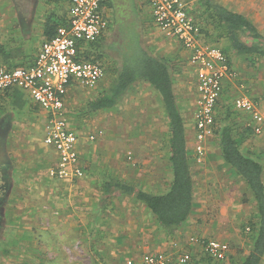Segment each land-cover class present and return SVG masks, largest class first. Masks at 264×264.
Wrapping results in <instances>:
<instances>
[{
  "label": "crops",
  "instance_id": "0c3cea01",
  "mask_svg": "<svg viewBox=\"0 0 264 264\" xmlns=\"http://www.w3.org/2000/svg\"><path fill=\"white\" fill-rule=\"evenodd\" d=\"M248 1L251 0H235V3L232 4L228 0H224L221 4L233 12L246 16L255 24L259 32L264 35V26L260 24L256 15L250 12L249 6L246 5ZM105 8L107 16H110L109 20L111 17L120 18L118 12L109 9L107 5H105ZM68 10L66 15L68 14ZM36 12L37 5L27 15L21 14L19 16L16 10V22L14 24L20 25L18 32L20 29L27 30L33 26L34 19L36 18L35 15H37ZM47 19L45 18L42 25L41 43L43 40L44 42L46 41L44 28ZM14 24L13 26H15ZM158 34L160 36L156 35L152 40L155 46L151 49V53L154 56L166 59L170 64L172 74L180 75L182 91L188 90V85L190 86V82L188 81L191 80L195 81V90L198 94L196 68L190 63L188 52L182 48L181 43L176 39L168 38L160 32ZM106 35L104 38H106ZM21 39L24 40V44H30L28 38L21 37ZM40 45H37L39 51ZM224 47L227 50L229 49L227 43ZM39 51H28L22 56L21 60L26 59V61H30L32 59L31 63L17 66L6 65L3 62H0V64L8 69L29 67L34 64ZM31 55H34V58ZM246 57L248 58L249 56ZM231 66L235 77L225 81L224 92L221 97L222 102L233 106L236 98L241 95H248L257 103L264 106V79L261 76L262 72L259 71L258 76L254 79L252 78L246 86L245 82L240 80L242 78H240L232 64ZM250 70V73H252L254 68L252 67ZM145 84L147 85V83ZM79 86L85 87L79 83H74L69 88L65 114L67 113L70 93L74 92L75 88L76 90L79 89ZM148 86L151 87L149 84ZM175 89L174 83L176 95ZM230 92L233 97L228 98ZM155 93L160 98L156 91ZM24 97L31 101V105L36 108L37 112L42 114L37 124L34 123L33 126H29L26 129V134L22 137L23 140L28 142L25 150L32 157L42 158L44 154L42 151H38L39 148L36 147V141L42 138L45 140L47 136L48 113L37 105L27 92L20 89L4 93L0 101V112L7 108L9 100L11 103L12 101L14 103L24 102ZM143 98L145 99L141 98L140 100L145 105L146 96H143ZM157 111L158 109L156 108L151 109V121L158 116ZM234 111H236L235 114L243 117V125L238 126V131H235L241 143L240 150L246 157L253 159L263 167L264 182V135H256L253 132V124L250 121L249 115L235 109ZM84 117H86L83 118L85 120L91 119V117L85 116V114ZM9 121L10 118H7L5 122ZM42 125L43 127H41ZM68 127L77 136L76 149L80 156L81 167L84 168L86 176L77 181H59L57 184L51 182L45 186L39 184L38 189L44 190L43 197L39 198L44 201L45 199L47 200L45 201V207L37 208L36 214L34 213L37 216L34 220H37L41 224L38 226V234L33 238L36 239L35 242L37 241V244L32 245L27 242L22 247V264H83L78 260L77 245L80 243L85 244L89 248V251L94 249L93 255L96 254L94 259H97V264H126L127 260L139 261L146 255L165 256L170 262L176 263L177 259L184 253L191 255L193 260L191 264H241L253 251V238L256 235L255 229L259 226L257 203L248 185L233 168L226 164L222 157L221 149L219 151L220 159L215 160V154H212V151L207 148L204 164H198L196 163V157L193 155L194 150L191 144L193 140L187 135L194 180V202L196 205L189 220L173 235H168L167 230L160 227L153 213L133 196L121 195L114 188L109 191L107 190L106 185L114 180L113 177L110 180L108 179V175L115 168L112 164V159L117 156V153L113 154V152H110L109 154V152L105 153L102 151L103 147L101 145L108 137L100 132L96 135L97 143H94L89 138L90 134H87L85 129L78 130L72 123H69ZM185 128L187 129L186 122ZM1 133L5 134V140H9L10 133ZM120 136L119 133V139L125 138L124 136ZM216 136L214 135L211 138H215ZM251 142L253 145H251ZM150 147H152V144ZM158 147L156 146L155 149L154 146L152 147L153 150L157 151V154L159 151ZM42 148L47 154V160L45 161L47 163L45 166L46 170L50 167H55L58 160L55 150L46 146L45 142L44 145L42 144ZM166 150V162L169 163L168 146ZM106 151L111 150L108 149ZM135 157L136 161L142 162L143 156L141 153L136 151ZM148 162L146 161L145 163ZM148 164L149 166L151 165V169L146 172L155 174L156 179L159 178V174L162 175V169L159 168L158 163L149 162ZM39 168L42 169L41 167ZM14 170H16V167H14ZM4 171L9 172V168H6ZM169 171L170 179L165 185L162 187L159 183L155 186V190H158L159 185L162 187L161 189L159 188V192H151L150 189L146 191L141 187L137 189L153 194L166 193L173 181L171 166ZM153 175L149 177H153ZM156 179L153 181H156ZM196 183L203 192L202 198L199 197V199L196 196ZM46 221L50 222L51 226L47 227L44 224ZM253 228H255V231ZM29 236L32 237L31 234ZM24 238H27V236ZM194 238L199 239V242H192ZM209 240H217L229 245L230 252L227 260L213 261L208 258L201 241ZM93 264L96 263L94 262ZM260 264H264V258Z\"/></svg>",
  "mask_w": 264,
  "mask_h": 264
},
{
  "label": "rangeland",
  "instance_id": "374dc122",
  "mask_svg": "<svg viewBox=\"0 0 264 264\" xmlns=\"http://www.w3.org/2000/svg\"><path fill=\"white\" fill-rule=\"evenodd\" d=\"M213 1L221 4L224 0ZM228 1L232 4L235 3V0ZM263 1L264 0H251L246 3V5L249 6L250 12L256 15L262 26H264ZM69 2L70 0H0V62L10 66L31 63L32 59L30 61L21 59L28 51H39L37 45L41 44L39 47L42 46L44 42L43 40L41 43L42 25L44 24L45 18L47 19L48 17L55 16V19L58 20V18L65 17ZM32 3H34L35 7L37 5V15H35L36 18L34 19L33 26L27 30L20 29L18 32L20 25L14 24V22H16V5L19 7L22 6V14L27 15L29 14L27 12V5H31ZM187 5L201 27L205 28V30L208 29L209 36H205L206 41L211 45L222 47L225 50L224 46L226 43L228 44V42L221 38V29L216 27L209 18L206 7L204 6V1L188 0ZM107 7L118 12L120 18L111 17L109 20L110 29L107 32L106 38H103L101 42L110 40L116 32L117 24H120L121 33H123V39L121 41L122 51H125L126 54L131 53L132 49L136 48L141 40L146 50L151 53V49L155 46L152 40L156 35L160 36V34H158L160 31L158 32L155 27L147 4L143 0H108ZM109 18L110 16H108V19ZM13 24L15 26H13ZM138 28H140V31ZM21 37L28 38L30 44H24V40L21 39ZM100 45L98 49L92 46L90 51L92 53L95 52L96 55H101L102 61L107 68V65H110L111 61H114V59L108 55L104 46L102 48ZM226 53L234 69L237 71L240 78H242L240 80L245 82L246 86L252 78L254 79L258 76L259 71L262 72L261 76L262 79H264V58H251L256 56H249L248 58L246 56L241 57L232 53L230 50L227 51V49ZM34 55H31V57L34 58ZM252 67L254 71L250 73ZM112 80V76L107 73L100 85L96 88H85L80 86L77 90L75 88L74 92L70 93V100L68 99V114H65L68 118L64 116L66 123L67 125L72 123L78 130L85 129L87 134H90L89 138L94 143H97L96 135L100 132L108 137L101 145L103 147L102 151L105 153L109 152V154L110 152H113V154L117 153V156L112 159V164L115 168L113 172L108 175L109 180L113 177L114 180L125 182L136 188L141 187L146 191L150 189L151 192H159L163 185L170 179V166L169 163L166 162V145L168 142L169 129L163 103L153 88L149 87L148 84L146 85L145 83L139 82L132 86L129 93L116 109L100 112L88 120L83 119L86 118L84 117L85 106L107 90ZM173 81L176 86L175 91L179 110L187 125V135L193 140L191 141L193 146L192 149L194 150L193 155L196 157V163L202 165L204 164L205 157L199 160L196 152L198 146L196 113L199 96L195 90V81H188L190 82V86L188 85L189 88L186 91H182L183 88L180 75L173 74ZM250 93L252 94V92ZM230 94L228 98L233 97L232 94ZM143 96H146L145 105H143L140 100L141 98L145 99ZM8 103L7 108L0 112V131L6 134L10 133L9 140H3V137L0 136V149L4 157V164L0 166V169L4 171L6 168H9V172H6L8 176V178H6L8 185L5 186L9 187V189L7 187L6 189H8L10 194L8 202L4 207V216L2 217L3 226H0V264H22V247L27 244V242L32 245L37 244V241L35 242L36 239L33 238L38 234V226L41 224L37 220H34L37 217L35 215L37 212L36 209L45 207V201L47 200L45 199L44 201L39 198L43 197L44 191L43 189H38L39 184L45 186L51 182L57 184L59 181L68 180L60 179L53 174L56 165L46 170L45 166L47 163L45 161L47 160V154L42 150V144L44 145L43 138L36 141V147L39 148L38 151H42L44 154L42 156L43 159L40 157H32L25 150L28 146V142L23 140L22 137L26 134V129H28L29 126H33L34 123L37 124L42 114L37 112L36 108L31 105V101L25 97L24 102L20 101L14 103L12 101L11 103L9 100ZM152 108L158 109V116L154 118L153 121L150 119ZM153 116L155 117V115ZM7 118H10L9 122H5ZM224 118L225 117L222 116L219 121V127L224 123L231 124L234 127L243 125V117L237 114L233 115L229 120H225ZM8 123H10V125H8ZM41 127H43V125ZM9 128H11V130H9ZM119 133L125 138L119 139ZM3 143L5 145L4 147L2 146ZM204 143L206 150L209 148L212 154H215V160L220 159L219 151L221 147L219 137L216 136ZM151 144L152 147L154 146V149L156 146H159L158 154L157 151L150 147ZM251 145H253L252 142ZM108 149L111 151H106ZM136 151L143 156L142 162L136 161ZM146 161L155 164L158 163L159 168L162 169V175L159 174V178L156 179L155 174L153 175L151 172H146L151 169V165L149 166V162L145 163ZM14 163H16L15 166ZM14 167H16V170H14ZM150 175H153V177H149ZM154 179H156V181H153ZM0 180L2 184L4 178L1 176ZM159 183L162 187L159 185L160 189L158 188V190H155V186ZM196 189L197 199H199V197L202 198L203 192L199 185L197 186V183ZM44 224L47 227L51 226V223L48 221ZM29 234H31L32 237H30ZM25 236H27V238H24ZM77 248L78 260L81 263H98L97 259H94L96 257V254L93 255L94 249L89 251V248L81 243L77 245Z\"/></svg>",
  "mask_w": 264,
  "mask_h": 264
},
{
  "label": "built area",
  "instance_id": "2783aa9c",
  "mask_svg": "<svg viewBox=\"0 0 264 264\" xmlns=\"http://www.w3.org/2000/svg\"><path fill=\"white\" fill-rule=\"evenodd\" d=\"M105 0H70L67 23L57 34L46 40L33 65L8 69L0 64V101L4 93L20 89L48 113L45 145L58 156L53 174L68 181L85 176L77 152V136L69 129L65 106L69 88L79 83L95 88L106 76L101 61L86 59L92 46L107 34L110 22ZM152 15L155 27L168 38L176 39L188 52L190 63L196 68L199 94L196 131L199 160L205 157V143L216 132V107L224 92V83L235 77L229 59L220 47L209 44L186 0H143ZM233 108L249 115L256 135H264V106L248 95H241ZM198 243L199 239H192ZM207 256L216 261L228 258L230 247L217 240L201 241ZM191 255L184 253L176 263L161 255H146L141 260H127L126 264H189Z\"/></svg>",
  "mask_w": 264,
  "mask_h": 264
},
{
  "label": "trees",
  "instance_id": "16d2710c",
  "mask_svg": "<svg viewBox=\"0 0 264 264\" xmlns=\"http://www.w3.org/2000/svg\"><path fill=\"white\" fill-rule=\"evenodd\" d=\"M203 1L212 23L222 31L221 38L228 42L229 49L227 51L230 50L241 57H264V37L250 19L215 3L213 0ZM107 4L108 0H105L104 6ZM66 23L67 15L58 18V20L55 19V16L48 17L44 28L45 40L53 38L57 34L58 28L66 25ZM201 28L202 33L209 36V32L205 28ZM138 29L140 31V28ZM102 39L98 40L93 46L98 49L101 44L100 46L102 48L104 46L108 55L114 59L106 68V74L109 73L113 80L107 90L85 106V116L92 117L99 112L113 110L121 104L132 86L139 82L149 84L159 94L168 119L169 139L167 146L173 174L170 188L164 194L146 192L119 180H112L106 185V188L108 191L114 188L124 196H133L153 213L160 227L167 230L168 235H173L189 220L196 204L194 202V180L185 121L177 104L172 69L166 59L148 52L141 40L136 48L132 49L131 53L126 54L125 51H122L123 33H121L120 24H117L116 32L110 40L101 42ZM222 50L227 56L226 49ZM86 59L101 61L104 64L101 55H96L95 52L88 51ZM216 111L215 134L220 140L222 157L226 164L237 172L252 191L259 215V226L256 229L253 228V230H256V235L253 238V251L241 264H260L264 258L263 167L241 152V143L235 134V131H238L237 127L227 123L219 127L222 116L225 117V120H229L235 115L236 111H234L233 106L231 104L226 105L220 99ZM208 258L216 261L209 256ZM191 263H193L192 258L189 264Z\"/></svg>",
  "mask_w": 264,
  "mask_h": 264
},
{
  "label": "flooded vegetation",
  "instance_id": "af4514ba",
  "mask_svg": "<svg viewBox=\"0 0 264 264\" xmlns=\"http://www.w3.org/2000/svg\"><path fill=\"white\" fill-rule=\"evenodd\" d=\"M27 1H29V0H27ZM31 1V0H30ZM34 2V1H33ZM17 6V12H18V14H19V16L22 14V8L21 7H19L18 5H16ZM35 8V5H34V3H32L31 5L29 4V5H27V12L28 13H31L32 11H33V9ZM0 136H2L3 137V140L5 139V134H0ZM2 146L4 147L5 145H4V143L2 144ZM3 160H4V157H3V155H2V153H1V149H0V166L2 165V164H4L3 163ZM0 172H2V173H0V177L2 176V178H4V180H3V183L1 184V180H0V226L2 225L3 226V219H2V217L4 216L3 215V212H4V210H5V205L7 204V202H8V197H9V191H8V189H9V187L8 186H5V185H8V182L6 181L7 179L6 178H8V176H7V173H6V171L4 172L3 170H1L0 169ZM4 173H5V176H4ZM6 187L8 188V189H6Z\"/></svg>",
  "mask_w": 264,
  "mask_h": 264
}]
</instances>
